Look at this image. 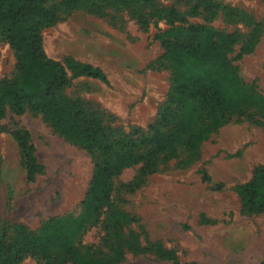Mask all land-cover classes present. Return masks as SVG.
I'll return each mask as SVG.
<instances>
[{
    "label": "trees",
    "instance_id": "obj_1",
    "mask_svg": "<svg viewBox=\"0 0 264 264\" xmlns=\"http://www.w3.org/2000/svg\"><path fill=\"white\" fill-rule=\"evenodd\" d=\"M53 1L0 0V43L9 47L15 61L12 76L0 81V121L27 113L40 117L56 135L92 158L91 178L77 215L50 219L37 230L21 224L0 229V264L28 259L36 264H120L126 254H150L167 264H195L179 262L174 251L159 244L140 247L138 235L125 232L136 220L116 206L114 180L138 167L132 182L122 186L133 193L159 166L173 160L182 166L197 161L203 144L230 122L264 124V96L239 79L229 57L235 47V61L252 54L259 27L245 37L214 29L211 23L219 13L228 22L251 23L240 10L211 0L176 1L171 6L159 0ZM74 11L110 20L125 15L143 33L157 29L154 40L162 55L155 65L169 73V88L146 134L108 128L82 100L65 94L73 80L108 83L102 70L72 58L53 60L44 50L43 31ZM197 20L201 22H191ZM10 135L26 182L33 183L44 167L30 135L21 129ZM201 181L212 191L223 189L204 171ZM232 190L242 214L264 216V166H256L251 178ZM92 229L102 233L99 242L84 244L83 237Z\"/></svg>",
    "mask_w": 264,
    "mask_h": 264
},
{
    "label": "rangeland",
    "instance_id": "obj_2",
    "mask_svg": "<svg viewBox=\"0 0 264 264\" xmlns=\"http://www.w3.org/2000/svg\"><path fill=\"white\" fill-rule=\"evenodd\" d=\"M176 1L184 0H159L165 6ZM211 1L240 10L251 23L228 22L219 13L211 23L214 29L245 37L259 27L252 54L235 61V47L229 57L239 79L264 96V0ZM160 29L164 27L160 25ZM157 33L154 27L143 33L125 15L110 20L74 11L43 31L42 38L49 58L59 62L72 58L102 70L107 77L106 85L73 80L65 90L67 96L82 100L108 128L146 134L169 88V73L155 65L162 55L159 42L154 40ZM14 64L12 51L0 43V81L12 76ZM18 129L29 133L35 156L44 167L33 183L26 182L10 135ZM256 166H264V124L233 121L210 136L197 161L186 166L174 160L165 163L133 193L122 186L132 182L138 167L125 170L114 180L116 206L136 220L125 232L138 235L140 247L159 244L174 251L181 263H263L264 216L242 214L232 190L247 182ZM92 168V158L84 150L60 138L40 117L27 113L0 121V229L21 224L37 230L50 219L77 215ZM202 171L223 189L212 191L201 181ZM101 236L99 229H92L83 243L97 244ZM22 264L36 263L28 259ZM120 264L167 263L150 254H126Z\"/></svg>",
    "mask_w": 264,
    "mask_h": 264
}]
</instances>
